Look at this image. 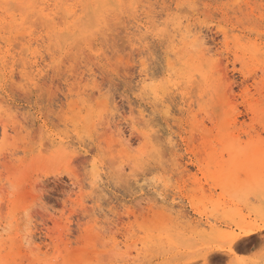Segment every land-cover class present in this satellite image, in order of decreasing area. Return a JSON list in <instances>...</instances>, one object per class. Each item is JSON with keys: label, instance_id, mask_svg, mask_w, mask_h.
Masks as SVG:
<instances>
[{"label": "rangeland", "instance_id": "1", "mask_svg": "<svg viewBox=\"0 0 264 264\" xmlns=\"http://www.w3.org/2000/svg\"><path fill=\"white\" fill-rule=\"evenodd\" d=\"M46 1L0 0V264H264V0Z\"/></svg>", "mask_w": 264, "mask_h": 264}, {"label": "bare ground", "instance_id": "2", "mask_svg": "<svg viewBox=\"0 0 264 264\" xmlns=\"http://www.w3.org/2000/svg\"><path fill=\"white\" fill-rule=\"evenodd\" d=\"M37 1V0H36ZM48 1V0H47ZM46 1V2H47ZM51 1H53L54 2V4L53 5H55V7L56 8H58L59 9V11L61 10V8H64L62 5H61V0H51ZM78 1V0H77ZM23 2L25 3V5H28V3L30 2V0H23ZM63 3V2H62ZM66 3V2H65ZM64 3V4H65ZM71 4H72V2H70ZM69 3V4H70ZM80 3V2H79ZM97 3V2H96ZM96 3H94V2H92V0H83L81 3H80V5L82 4V14L81 15H79V17H78V19L84 24V25H88V24H90L91 22H93V20H96L95 18L97 17V15H98V13L100 12V7H101V5H100V7H99V5H97ZM36 4H37V2H36ZM43 4V3H42ZM45 5V4H44ZM106 5V4H105ZM45 6H47V5H45ZM76 6V5H75ZM107 6V5H106ZM25 6H23V8H24ZM27 7V6H26ZM25 7V8H26ZM28 7H30L29 5H28ZM43 7V6H42ZM104 7V6H103ZM114 7V6H113ZM45 7H43L42 9H44ZM47 8V7H46ZM65 8L67 9V10H69L66 6H65ZM64 8V9H65ZM104 8H106V7H104ZM110 8V7H109ZM41 9V10H42ZM57 9V10H58ZM64 9L62 10L63 12H64V14H67V13H65L66 12V10L64 11ZM77 9H78V7H77ZM41 10H39V13L41 12ZM46 10H48V9H46ZM52 10V9H51ZM71 10V9H70ZM76 10V9H75ZM75 10H74V12H75ZM62 11L61 12H59V13H62ZM72 11V10H71ZM107 11V10H106ZM105 11V12H106ZM14 12V11H13ZM68 12V11H67ZM104 12V11H103ZM31 13H32V11H31ZM38 13V14H39ZM42 13V12H41ZM40 13V14H41ZM45 13V12H44ZM46 14V13H45ZM63 14V13H62ZM61 14V15H62ZM70 14H71V12L70 13H68V16L70 17ZM104 14V13H103ZM32 15H34V14H32ZM61 15H58V16H61ZM246 15V14H245ZM249 15V14H248ZM49 16V15H48ZM54 16V15H53ZM66 16V15H65ZM7 17V16H6ZM37 18H38V16H36ZM74 17V16H73ZM99 17V16H98ZM12 18V17H11ZM55 18V17H54ZM57 18V17H56ZM38 19H40V17L38 18ZM59 19H61V17L59 18L58 17V20ZM63 19H64V16H63ZM70 19V18H69ZM120 19V18H119ZM33 20V19H32ZM43 20V19H42ZM55 20V19H54ZM37 21V20H36ZM49 21V20H48ZM51 21V20H50ZM57 21V20H56ZM120 21V20H119ZM59 22V21H58ZM11 23V22H10ZM32 23V22H31ZM47 23V22H46ZM59 23H61V22H59ZM75 23V22H74ZM28 24V23H27ZM79 24V23H78ZM31 25V24H30ZM45 25V24H44ZM48 25V24H47ZM51 25V24H50ZM66 25V24H65ZM49 26V25H48ZM57 26V25H56ZM67 26V25H66ZM69 26V25H68ZM74 26V25H73ZM242 26V25H241ZM250 26V25H249ZM252 27H254V26H252ZM25 28V27H24ZM75 28V27H74ZM73 28V29H74ZM223 28V27H222ZM23 29V28H22ZM67 29H69V28H67ZM227 29V28H226ZM258 29V28H257ZM222 30V29H221ZM223 30H224V28H223ZM24 31V30H23ZM226 31V30H225ZM228 31V30H227ZM233 31V30H232ZM19 32V31H18ZM51 32V31H50ZM251 32V31H250ZM53 33V32H52ZM69 33V32H68ZM227 33V32H226ZM15 34V33H14ZM13 34V35H14ZM87 34V33H86ZM85 34V35H86ZM81 36H84V35H81ZM78 37H80V36H78ZM230 38V37H229ZM244 38V37H243ZM246 38V37H245ZM255 38V37H254ZM239 42V41H238ZM262 42V41H261ZM226 43V42H225ZM235 45V44H234ZM236 47V46H235ZM238 47V46H237ZM257 47V46H256ZM241 48V47H240ZM252 49V48H251ZM258 49H259V47H258ZM262 49V48H261ZM263 49H264V47H263ZM237 50V49H236ZM243 50H245L246 51V48L245 49H243ZM252 50H254V49H252ZM251 50V51H252ZM260 50V49H259ZM249 51V53H251V51L250 50H248ZM248 51H246V52H248ZM236 52V51H235ZM254 52H257V54H258V51L256 50H254ZM254 52H252V54L254 53ZM263 52H264V50H263ZM243 54V53H242ZM241 54V55H242ZM251 54V55H252ZM255 54V53H254ZM254 54L252 55L253 57H254ZM260 54V53H259ZM258 54V55H259ZM198 55V54H197ZM202 55V54H201ZM260 55H262V54H260ZM259 55V56H260ZM264 55V54H263ZM262 55V58L264 57ZM237 56H239V55H237ZM248 56H250V55H248ZM256 56V55H255ZM258 56V57H259ZM200 57V56H199ZM247 57V56H246ZM245 57V58H246ZM251 57V56H250ZM235 58V57H234ZM239 58H240V56H239ZM255 58V57H254ZM257 58V57H256ZM255 58V60H257ZM261 58V59H262ZM240 59H242V58H240ZM252 59V58H251ZM259 59V58H258ZM260 59V60H261ZM192 60V59H191ZM234 60V59H233ZM238 60V59H237ZM243 60V59H242ZM258 61V60H257ZM233 62H235V61H233ZM263 62H264V60H263ZM190 63H192V62H190ZM194 63H196V62H194ZM197 64V63H196ZM200 62H199V66H200ZM192 65V64H191ZM198 68V67H197ZM194 70H195V65H194ZM196 71V70H195ZM201 71H203V70H201ZM205 72V71H204ZM204 72H201V73H204ZM203 75V74H202ZM207 76V75H206ZM210 76V75H209ZM203 79H204V77H203ZM222 101V100H221ZM188 103V102H187ZM254 107H251V108H249V110L250 111H252V112H254ZM235 117H236V115H235ZM213 118V117H212ZM210 119V118H209ZM214 119V118H213ZM213 119H211L210 121H212ZM232 119H233V117H232ZM236 118H234L233 120H235ZM230 120V119H229ZM257 119H256V123H257ZM228 122V121H227ZM260 124H262L263 126H264V122H261ZM214 125V124H213ZM221 127V126H220ZM217 128V127H216ZM217 130H219L220 132H222V134H223V129L222 128H217ZM232 130V129H231ZM218 131V132H219ZM227 131V130H226ZM232 132V131H231ZM228 133V132H227ZM224 134H225V132H224ZM230 134H232V133H230ZM229 134V135H230ZM233 135V134H232ZM193 136V135H192ZM219 136V135H218ZM231 136V135H230ZM234 136V135H233ZM221 137V139H222V137H224V136H219V138ZM250 137V136H249ZM256 137V136H255ZM193 138V137H192ZM203 138V137H202ZM205 138V137H204ZM228 138H230L231 140H233L232 139V136L231 137H228ZM260 138V139H259ZM259 138H252L251 137V139L249 140V141H247V144H249V146H250V148H252L254 151L259 147V146H262V144H264V142L261 144V137L259 136ZM206 139V138H205ZM220 139V140H221ZM237 139H239V138H236V140ZM206 140H208V138L206 139ZM219 140V141H220ZM223 140V139H222ZM229 140V139H228ZM230 140V141H231ZM235 140V141H236ZM264 140V139H263ZM203 141V140H202ZM234 142V141H233ZM232 142V143H233ZM204 143H206V142H204ZM211 143V142H210ZM207 144V143H206ZM205 144V145H206ZM225 144V143H224ZM261 144V145H260ZM230 145H231V142H230ZM204 146V145H203ZM261 148V147H260ZM262 148H264V146L262 147ZM264 158V154H254V155H252V157L251 158H249V159H251V160H253V161H257V160H262ZM248 158H245V160H247ZM185 168V167H184ZM179 170V169H178ZM264 171V170H263ZM240 174V173H239ZM253 175H254V177H252V178H259V177H263L264 176V172H254L253 173ZM255 178V179H256ZM253 207V206H252ZM254 209H259V208H253V210ZM254 212L257 214V216H259V217H262L263 216V212H262V210H254ZM243 216V215H242ZM264 217V216H263ZM261 220V219H260ZM257 220H254V221H250V222H248V223H244V224H239L238 225V227L237 228H239V229H241V231H239V232H233V234H232V236H235L236 237V239L235 240H233V242H232V244L230 245V247H231V251H229V253H231V254H236L235 253V251H234V248H233V245H234V243L237 241V240H241V238H248L249 236H251L252 234H255V233H259L260 232V230L262 229V228H264V223H262V221L260 222V223H258V222H256ZM237 225V224H236ZM248 240V239H247ZM251 242V241H250ZM214 250V249H213ZM211 253V251H209V252H206L204 255H203V260L206 262V260H208L207 258V256H210L209 254Z\"/></svg>", "mask_w": 264, "mask_h": 264}, {"label": "snow or ice", "instance_id": "3", "mask_svg": "<svg viewBox=\"0 0 264 264\" xmlns=\"http://www.w3.org/2000/svg\"><path fill=\"white\" fill-rule=\"evenodd\" d=\"M178 7H179V6H178ZM170 26H171V25H169V27H170ZM93 163H95V161H93ZM262 223H264V220H262ZM260 232H261V235L264 236V228H262V229L260 230ZM235 239H236L235 236L228 237V238L226 239V243H227V245H229V247L227 248L228 251H231V247H230V245L232 244L233 240H235ZM261 244L264 245V241H262ZM262 251H264V247H262ZM198 264H199V262H198ZM205 264H207V262H205Z\"/></svg>", "mask_w": 264, "mask_h": 264}]
</instances>
